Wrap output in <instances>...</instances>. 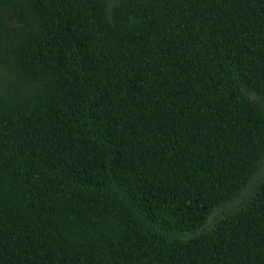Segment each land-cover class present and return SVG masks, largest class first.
<instances>
[{"label":"trees","instance_id":"1","mask_svg":"<svg viewBox=\"0 0 264 264\" xmlns=\"http://www.w3.org/2000/svg\"><path fill=\"white\" fill-rule=\"evenodd\" d=\"M0 264H264V0H0Z\"/></svg>","mask_w":264,"mask_h":264}]
</instances>
